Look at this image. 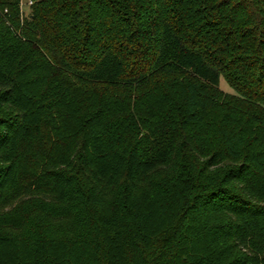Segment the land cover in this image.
Instances as JSON below:
<instances>
[{
    "label": "trees",
    "instance_id": "16d2710c",
    "mask_svg": "<svg viewBox=\"0 0 264 264\" xmlns=\"http://www.w3.org/2000/svg\"><path fill=\"white\" fill-rule=\"evenodd\" d=\"M30 1L0 0V264H264V0Z\"/></svg>",
    "mask_w": 264,
    "mask_h": 264
},
{
    "label": "rangeland",
    "instance_id": "374dc122",
    "mask_svg": "<svg viewBox=\"0 0 264 264\" xmlns=\"http://www.w3.org/2000/svg\"><path fill=\"white\" fill-rule=\"evenodd\" d=\"M20 3L22 5V11H23V14L25 15L27 13V8L24 7V4H25V0H20ZM218 88L223 91V92H226V93H231V91L229 90V88L225 85V83L223 82L222 79L219 80V85H218Z\"/></svg>",
    "mask_w": 264,
    "mask_h": 264
},
{
    "label": "built area",
    "instance_id": "2783aa9c",
    "mask_svg": "<svg viewBox=\"0 0 264 264\" xmlns=\"http://www.w3.org/2000/svg\"><path fill=\"white\" fill-rule=\"evenodd\" d=\"M30 5H31V1L30 0H25L24 7L28 8ZM18 8H19L20 14L24 16L23 11H22V5L20 3V0H19Z\"/></svg>",
    "mask_w": 264,
    "mask_h": 264
}]
</instances>
